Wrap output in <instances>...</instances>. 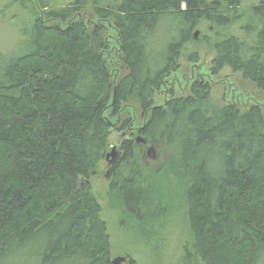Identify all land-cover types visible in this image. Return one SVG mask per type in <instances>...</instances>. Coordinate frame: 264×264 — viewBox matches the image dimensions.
I'll return each mask as SVG.
<instances>
[{
    "label": "trees",
    "instance_id": "16d2710c",
    "mask_svg": "<svg viewBox=\"0 0 264 264\" xmlns=\"http://www.w3.org/2000/svg\"><path fill=\"white\" fill-rule=\"evenodd\" d=\"M245 1L74 0L49 8L39 0L42 17L19 30V46L0 50V264H112L89 179L109 147L113 125L104 113L111 106L116 115L127 99L150 112L137 132L164 149L160 170L181 190L189 238L175 264H264L262 108L215 105L199 80L186 96L153 102L181 60L198 62L190 45L203 24L214 36L199 39L215 38L212 72L228 67L264 91V0L249 11ZM88 2L118 33L125 73L117 84L101 53L102 29L71 21ZM246 14L236 33L222 36ZM119 148L109 192L123 214L153 225L163 213L153 182L161 172L137 156L134 140Z\"/></svg>",
    "mask_w": 264,
    "mask_h": 264
},
{
    "label": "rangeland",
    "instance_id": "374dc122",
    "mask_svg": "<svg viewBox=\"0 0 264 264\" xmlns=\"http://www.w3.org/2000/svg\"><path fill=\"white\" fill-rule=\"evenodd\" d=\"M49 8H57L70 4L74 0H44ZM12 2V3H11ZM257 4L256 0H246L243 9H249ZM42 17V9L39 0H0V50L7 52L13 47L19 46V30L25 28L35 16ZM248 15L242 18L232 28L223 31L236 33L245 23ZM71 21H82L87 29L100 27L103 48L101 53L109 68L114 84L124 76L120 39L112 21L95 16L91 2H88ZM65 26L67 23L52 21ZM69 23V22H68ZM27 28V27H26ZM196 31V40L190 45V49L199 54L198 62L180 61L177 71L171 73L154 94V106L164 105L172 96H186L190 92L193 82L199 80L208 83L211 87V102L215 105L234 103L241 109L255 104L259 105L264 113V91L259 90L251 81L243 78L239 72H233L225 67L218 73L212 72V60L215 56L213 43L208 44L199 39L201 33L214 36L209 32L206 24ZM111 102V101H110ZM112 123L113 128L109 137L107 153H111L113 147L118 155H121L120 145L122 139L134 140L137 156L150 171H160L165 162L164 149L156 147L148 153L151 145L138 134V129L147 121L150 112L143 115L134 99H127L116 115H112V108L104 113ZM124 123L127 129L121 131ZM140 151V152H139ZM117 155V157H119ZM144 155V156H143ZM116 157V160L118 159ZM112 157H109L111 160ZM113 165V164H112ZM112 165L106 158L101 160L95 170V174L89 179L92 191L95 193L102 206L101 218L107 223L110 236L111 261L119 256L125 257L122 264H175L183 252L188 241V229L186 223V208L181 197V190L176 187L166 171L155 176L153 182L158 188V197L162 201V216L153 225H145L135 222L120 210L119 202L111 196L109 186L113 180ZM152 179V178H151ZM26 264L25 262L10 264Z\"/></svg>",
    "mask_w": 264,
    "mask_h": 264
},
{
    "label": "water",
    "instance_id": "95a60500",
    "mask_svg": "<svg viewBox=\"0 0 264 264\" xmlns=\"http://www.w3.org/2000/svg\"><path fill=\"white\" fill-rule=\"evenodd\" d=\"M197 35H198V31L195 33V38L197 37ZM154 148H155V146L152 145V146L150 147V149L148 150V153L154 151ZM117 155H118V152L116 151V148H115V147H113V150H112L111 153H107V154H106L105 158H106V160L108 161L109 165H112V164L115 162ZM109 157H112V159L109 160ZM83 183H84V180H82V184H83ZM125 261H126V258H125V257L119 256V257L114 258V259L111 261V263H112V264H122V263H124Z\"/></svg>",
    "mask_w": 264,
    "mask_h": 264
},
{
    "label": "bare ground",
    "instance_id": "6f19581e",
    "mask_svg": "<svg viewBox=\"0 0 264 264\" xmlns=\"http://www.w3.org/2000/svg\"><path fill=\"white\" fill-rule=\"evenodd\" d=\"M197 38V37H196Z\"/></svg>",
    "mask_w": 264,
    "mask_h": 264
}]
</instances>
